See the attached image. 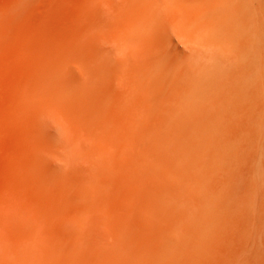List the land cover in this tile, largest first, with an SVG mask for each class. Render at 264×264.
<instances>
[{"label": "rangeland", "instance_id": "rangeland-1", "mask_svg": "<svg viewBox=\"0 0 264 264\" xmlns=\"http://www.w3.org/2000/svg\"><path fill=\"white\" fill-rule=\"evenodd\" d=\"M157 3L0 0V264H264V0ZM240 17L256 31L254 41L242 25H227ZM204 27L206 47L198 41ZM165 46L183 65L162 58ZM240 46H250L255 60L251 85H232L240 73L231 66L206 85L202 103L192 101L204 87L201 56L207 69L217 48L232 56ZM99 48L111 59L97 66L100 87L88 80L76 95L49 88L59 53L88 59ZM95 99L105 102L87 108ZM178 115L186 130L175 128ZM199 122L206 124V185L195 187L206 198L204 233L193 229L195 195L181 188L201 181L182 148L183 140L196 144ZM222 139L236 148L218 161ZM43 149L64 156L55 167L65 177H46ZM110 153L121 164L96 168ZM82 174L96 175L97 191ZM70 177L77 190L86 184L91 191L79 204L83 217L75 216L77 201L68 202L78 192ZM227 182L233 196L223 210L219 192ZM249 196L254 203L245 204ZM81 225L98 233L90 247L97 256L87 255L83 231L75 247L62 230ZM174 238L182 251L164 256Z\"/></svg>", "mask_w": 264, "mask_h": 264}, {"label": "bare ground", "instance_id": "bare-ground-1", "mask_svg": "<svg viewBox=\"0 0 264 264\" xmlns=\"http://www.w3.org/2000/svg\"><path fill=\"white\" fill-rule=\"evenodd\" d=\"M152 1H156V3L157 2L159 3V0H152ZM242 1H244L246 4H248L249 0H242ZM151 3H153V2H151ZM158 5H161V4L159 3ZM217 20H218V18H217ZM21 22H24V21H21ZM248 22L249 21H245L244 19H242L240 17V18H235L233 20L232 19L227 20L226 23L228 26L237 25L239 27V25H242V27L244 29V28H247L246 24ZM22 25H23V23H22ZM22 25H21V27H25ZM21 29H23V28H21ZM245 32L247 33L246 35L252 34V36L254 35L253 33H255V36L257 37L256 31L253 33H250V30H248V28H247ZM27 36L28 35H26V37ZM252 36H251V39L253 40L255 38V36H253V38H252ZM218 40L219 41L221 40L220 35H218ZM198 41L201 45L206 47V27H204L201 30L200 38L198 39ZM165 50H166L168 55H165L162 58L167 63H169V64L171 63L173 67L183 65V63H184L183 58L179 57V56H174L172 54V49L170 46H168V47L165 46ZM101 51L102 50L99 48L97 54L91 55L90 58H88V59L79 58L77 56H71V55L70 56L69 55H62L59 53L57 56V67L48 72V76L50 79L49 88L59 90L60 94H62V95H67V94L76 95L74 88L77 85H82L83 87L86 88V81H88V80H90L93 85L100 87L101 86L100 81L102 79V76L97 71V68L99 66H101L103 68L107 67V62L109 63L111 60L109 58V56L103 55V52H101ZM204 56H201V58L203 59L202 62L204 64H199L200 66L197 67V73H198L197 74V80L200 81L201 83H203L204 87H203V90H200V87L197 85V87H199V88L197 91L194 92V95L192 97V99H193L192 101H195V102L201 101V103H202L203 100L206 98V95H207L206 94V85L208 88L209 85L212 83V80H215V78L218 77V76L215 77L216 74L220 75L219 79H221V77L222 76L224 77L225 74L232 72L233 70H232L231 66L234 68V70L237 73H240V80L232 81V85L236 86V88H240L241 90H246V88L251 85V82L253 80H252V76L250 75V71H251V69L253 70L255 60L250 55V46L249 47H245V46L235 47V49H233V51H232V56H229V54L224 52V49L217 48V54H213L210 57V63H209L210 67L207 69H206V55H204ZM228 61H229V63H227ZM169 67H170V65H169ZM110 79L113 80L112 77H110ZM218 81L216 80L215 82H218ZM215 82H213V83H215ZM218 84L219 83H217L216 85H218ZM210 86H213V84ZM212 88L214 89V87H212ZM46 92L48 94L50 93L48 88L46 89ZM212 93H211V95H212ZM194 96H195V98H194ZM96 101H97V104H96ZM81 102H82V100H81ZM92 102L95 105L99 104V106H100V105H103L105 100H98V99H95V101L92 100L91 103L86 104V107L90 108L91 105L93 104ZM185 103H186V101H185ZM59 105H57V106H59ZM97 112L99 115L102 114L101 110H99ZM178 118H179V123L176 124L175 128L177 127V129H184L185 123L183 122L182 117L178 115ZM198 127H199V129L197 128V131L199 134L197 136H199L198 137L199 139L197 138L198 141L196 140V144L192 145L188 141L186 142L183 140L184 142L182 141V143H183L182 148L184 149L183 154H184L185 158H187L191 164H194V165L199 167V169L201 171V173H200V180L201 181L199 183H195V184H189V183L182 184L181 188H183L185 190H189L190 192H192V194L195 195L196 201H195L194 206H195V211L197 213V222H196V225L193 229L195 232L204 233V232H206V221L204 218V216L206 215V207H205L206 198L201 197V191L202 190H200L199 187H195V186H197L201 183L206 185V166L204 164L206 162V124L203 122H199ZM42 129H44V128L42 127ZM185 130H186V128H185ZM184 139H186V138H184ZM217 146H218L217 151H219V152H217V154L215 155L216 159L218 161L220 159H222L221 161H225L226 158L228 157L227 152H229L231 148L232 149L236 148V143H233V145H232V143L222 139L219 141ZM43 155H44V159H42V162L40 163V165H41V168L44 171V173L46 174V177L48 179H51L53 173L57 174L60 171H64V169H62V168H57V166L55 167L56 160L59 161L60 163L66 162V160L62 154H57L56 156H53L52 153H50L47 149H43ZM175 163L178 164V161H176ZM119 164H121L120 158L115 153H110L105 158H99L98 162L95 163V166H96V168H101L103 170H106V172H108L111 170V168L113 166L119 165ZM34 165L36 166V164H34ZM37 165H38V163H37ZM40 165H39V168H40ZM140 166L142 167V165H140ZM138 168H139V166L137 167V169ZM100 172H102V171H100ZM60 174H61L60 176L65 175L64 172H60ZM95 176H96L95 174L94 175H88V174L78 175V177L80 179H84V180L88 179L89 181H91L92 186L94 188H96V191H97L99 187L97 185V182H95V180L97 179V178H95ZM66 178L69 179V176H66ZM73 178L74 177H70L71 183L73 184V185L71 184V190H74V192H77V191L78 192L76 193L74 199L69 198L68 202L71 203L73 201H77L76 203L78 206L76 205V207H75V212L77 214L75 213L76 215L75 214L74 215L76 216V218H78L79 216L82 215V214H79V210L81 208L79 206V204H85V202L87 203L89 201L88 197H89V194L91 191L86 186V184H83L82 187L78 188V190H77V184L74 182ZM232 185L233 184H229L227 182L226 187L219 192L220 199H221V209H223V210H226V208H227L226 203L233 196ZM171 192H180V189L178 190V189L172 188ZM253 199H254L253 196L246 197V199H245L246 202H244V203L245 204H247L248 202L252 203ZM242 201H243V199H242ZM45 216H46V214H45ZM45 216H43V220H45L44 219ZM96 216L91 217L92 219L93 218L96 219V220L94 219L95 221L92 223L97 224V221H98V223L100 222V218L97 220ZM81 217H83V216H81ZM92 219H91V221H92ZM82 225H85V224H82ZM82 225H81L82 229H80L79 227H71L70 229H68V228L64 227L65 226L64 225L62 230L63 231L65 230L68 232V234H69L68 240H69L70 244L72 246H75V247L79 246V245L77 246V242L75 240V237H76V235L80 236L82 231H83L84 235L80 236L81 237L80 239H82L85 242L84 244L87 245V248L89 247L90 252H92V253H93V251L96 252V249H93V251H92L90 249V247L93 248V246L98 245L97 244L98 243L97 239L99 237L97 235L98 233H96V231L94 232L95 228L92 230L90 228V230H91L90 231L89 226H87L89 224H87L86 226H82ZM97 225H100V224H97ZM86 227H88V229ZM73 228H74V230H73ZM78 228H79V230H78ZM75 229L79 231L77 234H75L76 233ZM86 229L88 231H86ZM176 239L177 238H174L173 240H176ZM82 240H81V244L83 243ZM178 241L174 246H171L169 248V250H167V251L164 250L163 255L167 256V254L172 253V251H174L175 253H180L182 251V244ZM100 242H102V241H100ZM84 244L82 246H84L83 248L85 249L86 247ZM101 244H100V246L102 247L103 244L102 245ZM61 248L62 247L59 246V249H58L59 252L61 251ZM99 250H100V248H99ZM62 251H63V249H62ZM85 251H86V253L87 252L90 253L88 250H85ZM88 253H87V255H89L91 257L96 255V254L94 255V253L93 254L92 253L88 254ZM98 253H100V251H98Z\"/></svg>", "mask_w": 264, "mask_h": 264}]
</instances>
